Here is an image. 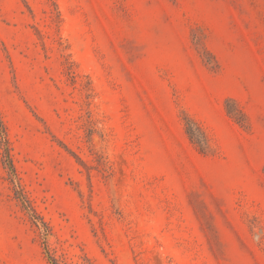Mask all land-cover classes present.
I'll list each match as a JSON object with an SVG mask.
<instances>
[{"label": "rangeland", "instance_id": "obj_1", "mask_svg": "<svg viewBox=\"0 0 264 264\" xmlns=\"http://www.w3.org/2000/svg\"><path fill=\"white\" fill-rule=\"evenodd\" d=\"M0 264H264V0H0Z\"/></svg>", "mask_w": 264, "mask_h": 264}]
</instances>
